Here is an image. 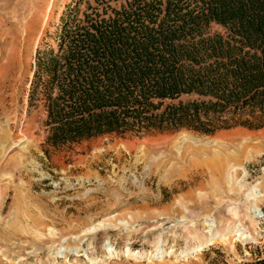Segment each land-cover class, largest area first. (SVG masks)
Returning <instances> with one entry per match:
<instances>
[{
	"label": "rangeland",
	"instance_id": "374dc122",
	"mask_svg": "<svg viewBox=\"0 0 264 264\" xmlns=\"http://www.w3.org/2000/svg\"><path fill=\"white\" fill-rule=\"evenodd\" d=\"M94 1L0 0V264H264V127L46 143L37 53Z\"/></svg>",
	"mask_w": 264,
	"mask_h": 264
},
{
	"label": "trees",
	"instance_id": "16d2710c",
	"mask_svg": "<svg viewBox=\"0 0 264 264\" xmlns=\"http://www.w3.org/2000/svg\"><path fill=\"white\" fill-rule=\"evenodd\" d=\"M58 43L38 51L29 95L50 147L264 127V0L77 3Z\"/></svg>",
	"mask_w": 264,
	"mask_h": 264
},
{
	"label": "bare ground",
	"instance_id": "6f19581e",
	"mask_svg": "<svg viewBox=\"0 0 264 264\" xmlns=\"http://www.w3.org/2000/svg\"><path fill=\"white\" fill-rule=\"evenodd\" d=\"M23 32V31H22ZM17 37H19V34H18V36ZM16 37V38H17ZM7 39V38H6ZM5 41V40H4ZM2 42V41H1ZM0 42V43H1ZM9 46V45H8ZM22 52V51H21ZM10 54V53H9ZM17 67H18V65H17V63L15 62V59H13V58H10V59H8V61L6 62V63H4L3 64V66H1V69H2V73H3V75H12V74H14V72L17 70ZM14 76V75H13ZM11 86V85H10ZM14 95V94H13ZM5 103V102H4ZM2 136H3V138H6L5 137V135H3V134H1ZM219 158V156L217 155L216 157H215V159H218ZM237 231H240V230H237ZM240 234V233H239Z\"/></svg>",
	"mask_w": 264,
	"mask_h": 264
}]
</instances>
